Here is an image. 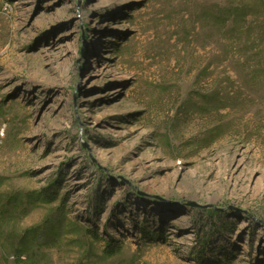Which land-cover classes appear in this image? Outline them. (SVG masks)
Here are the masks:
<instances>
[{
    "label": "rangeland",
    "instance_id": "374dc122",
    "mask_svg": "<svg viewBox=\"0 0 264 264\" xmlns=\"http://www.w3.org/2000/svg\"><path fill=\"white\" fill-rule=\"evenodd\" d=\"M0 264H264V0H0Z\"/></svg>",
    "mask_w": 264,
    "mask_h": 264
},
{
    "label": "trees",
    "instance_id": "16d2710c",
    "mask_svg": "<svg viewBox=\"0 0 264 264\" xmlns=\"http://www.w3.org/2000/svg\"><path fill=\"white\" fill-rule=\"evenodd\" d=\"M246 9H247V6H239L237 9H229L228 11H227V17L229 18V19H231V18H233V22H234V24L236 25L235 26V28H238V26L240 25V23L241 22H245V20L247 21V17L249 16L248 14V12H246ZM108 248H109V253L110 254H113V249H111L112 247H111V244H109L108 245ZM18 253H23V252H29L28 251V249H21V250H19L18 249Z\"/></svg>",
    "mask_w": 264,
    "mask_h": 264
},
{
    "label": "bare ground",
    "instance_id": "6f19581e",
    "mask_svg": "<svg viewBox=\"0 0 264 264\" xmlns=\"http://www.w3.org/2000/svg\"><path fill=\"white\" fill-rule=\"evenodd\" d=\"M185 221H186V219H184V218H180V219L174 221V223H183V222H185Z\"/></svg>",
    "mask_w": 264,
    "mask_h": 264
}]
</instances>
